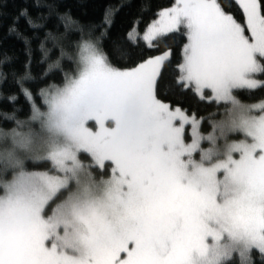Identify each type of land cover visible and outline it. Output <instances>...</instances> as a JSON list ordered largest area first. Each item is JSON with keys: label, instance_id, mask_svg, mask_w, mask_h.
<instances>
[{"label": "snow or ice", "instance_id": "1", "mask_svg": "<svg viewBox=\"0 0 264 264\" xmlns=\"http://www.w3.org/2000/svg\"><path fill=\"white\" fill-rule=\"evenodd\" d=\"M36 7L48 15L23 9L8 29L30 114L0 128V264H264V99L239 91H264V0L141 5L122 35L131 3L86 23ZM33 40L52 70L39 99Z\"/></svg>", "mask_w": 264, "mask_h": 264}, {"label": "trees", "instance_id": "2", "mask_svg": "<svg viewBox=\"0 0 264 264\" xmlns=\"http://www.w3.org/2000/svg\"><path fill=\"white\" fill-rule=\"evenodd\" d=\"M38 0H0V128L10 126L13 122L6 119V115L13 113L20 119L26 118L30 114V105L26 103L25 97L20 93L19 86L16 83L18 76L24 71V64L26 61V53L24 51L25 45L22 39L18 38L15 33H9L8 29L14 23V17L23 9H27L30 14L35 17L43 14L48 15L46 7H36ZM175 0H39L41 5L48 3L58 4L61 13L68 12L72 15L73 19L86 23L89 20L99 21L102 18L104 9L109 6H119L122 4L131 3V9L121 8L120 12L116 15L117 28L114 34H124L129 25L132 23L133 18L137 15V11L141 5H150L152 11H159L161 6H171ZM226 3L233 2V0H225ZM152 12L146 11L144 13L141 23L138 28L141 33L145 30L147 23L153 19ZM59 23L60 31H64L63 22L58 21V17H54ZM18 30L31 38L32 33L36 30L28 28L25 19L21 18L18 21ZM44 29L43 31H47ZM43 39V37H41ZM105 47H106V42ZM143 43V42H142ZM172 44L171 41L168 42ZM46 46L51 48V44ZM32 59L29 65V70L33 79L28 82V87L34 93V98L39 99V89L44 85L40 83L45 79L44 73L48 72L51 75L52 70L49 69L48 63L43 59L42 52L39 47V42L33 40ZM166 50L165 45L161 44L159 49H147L146 51L159 55L162 51ZM179 51L173 47V58L178 56ZM7 57L8 59H5ZM171 71V69H169ZM63 72L59 73L56 80L49 79V83L58 82L63 78ZM240 91V98L245 102L257 103L264 99V91L261 89L252 90L249 95L245 90ZM10 94H16L17 100L15 104L7 99ZM165 102L172 103L171 100L165 99ZM184 105L192 111L196 109V115L206 117L209 109L198 107L195 98L185 100ZM205 127L202 125V130ZM255 264H260V256L254 257Z\"/></svg>", "mask_w": 264, "mask_h": 264}, {"label": "rangeland", "instance_id": "3", "mask_svg": "<svg viewBox=\"0 0 264 264\" xmlns=\"http://www.w3.org/2000/svg\"><path fill=\"white\" fill-rule=\"evenodd\" d=\"M143 33H141V35H142ZM256 90V89H255ZM258 103V102H257ZM202 123V125H203V121L201 122ZM186 134H188V133H186Z\"/></svg>", "mask_w": 264, "mask_h": 264}]
</instances>
